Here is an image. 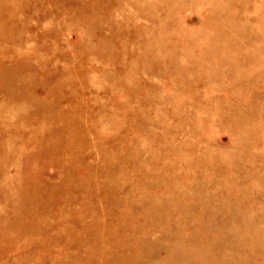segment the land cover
I'll return each mask as SVG.
<instances>
[{"label":"rangeland","instance_id":"1","mask_svg":"<svg viewBox=\"0 0 264 264\" xmlns=\"http://www.w3.org/2000/svg\"><path fill=\"white\" fill-rule=\"evenodd\" d=\"M0 264H264V0H0Z\"/></svg>","mask_w":264,"mask_h":264}]
</instances>
